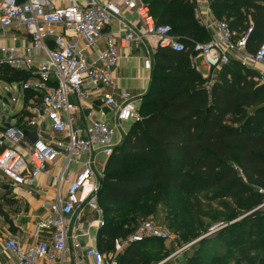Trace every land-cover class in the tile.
<instances>
[{
  "label": "built area",
  "instance_id": "obj_1",
  "mask_svg": "<svg viewBox=\"0 0 264 264\" xmlns=\"http://www.w3.org/2000/svg\"><path fill=\"white\" fill-rule=\"evenodd\" d=\"M171 1V0H166ZM201 3L202 0H195ZM127 8L138 18V24L129 21L122 10ZM118 24L119 30L105 34L108 26ZM57 28H62L59 34ZM212 38L206 42H193L188 47L168 24H158L150 7L142 0H70L66 7H58L51 0H0V67L6 66L21 72L29 79L21 86L23 92L42 95L41 104L28 106L31 115L29 125L39 127L41 120H48L59 139H44L41 134L35 144L22 147V131L10 128L0 132V173L15 186H25L30 194L45 196L38 179L59 159L67 162L89 157L76 178L69 182L66 198L58 192L46 204L48 212L34 230L37 243L24 245L16 235L0 231V254H5L15 264H119V257L132 244L149 239L168 241L172 234L168 228L146 220L127 238L114 241L112 253H103L98 246L90 245L91 231L104 225V212L99 204V183L91 194L83 199L87 183L97 180L94 153L110 158L118 146L119 128L126 123L142 120V96L123 92L118 101L109 90L114 88V71L118 68L120 48L129 43L151 44L157 50L175 53L190 51L192 66L198 60L208 72L221 70L231 61L256 72V81L264 84V39L256 50L249 49L254 25L249 24L241 34L233 31L224 19H210L206 23ZM26 32L30 39L18 45L16 35L10 30ZM104 38L105 47L96 50ZM95 50L96 59L90 60L87 52ZM151 56L143 57V68L152 72ZM89 88L99 94L106 107L114 110L116 124L110 125L87 115V126L80 130L75 126L78 106L70 102V96L79 101L90 97ZM264 196V187H258ZM85 208L97 212L99 218L85 223ZM173 257V256H172ZM170 257V258H172ZM169 258V259H170ZM169 259L161 264L166 263ZM0 264H5L0 260Z\"/></svg>",
  "mask_w": 264,
  "mask_h": 264
},
{
  "label": "trees",
  "instance_id": "obj_2",
  "mask_svg": "<svg viewBox=\"0 0 264 264\" xmlns=\"http://www.w3.org/2000/svg\"><path fill=\"white\" fill-rule=\"evenodd\" d=\"M146 2L157 23L170 25L188 47L211 39L193 16L194 0ZM209 2L214 16L227 20L237 34L253 24L249 49L258 48L264 39V0ZM219 71L220 77L209 85L192 66L190 51L155 52L142 120L132 125L105 166L98 191L105 218L131 211L159 192L193 198L214 193L212 199L239 200L245 210L261 203L252 187H264V84L256 81V72L235 60ZM26 79L21 72L0 67L1 81L20 83ZM144 221H136L132 228L126 221L116 227L108 221L99 231V249L112 253L114 241L127 238ZM155 240L130 245L119 257V264H152L143 250ZM216 240L228 242L231 248L237 243V238L230 240L220 233L198 244L209 246ZM259 253L256 244L238 248L235 257L252 261ZM187 261L184 264H196Z\"/></svg>",
  "mask_w": 264,
  "mask_h": 264
},
{
  "label": "crops",
  "instance_id": "obj_3",
  "mask_svg": "<svg viewBox=\"0 0 264 264\" xmlns=\"http://www.w3.org/2000/svg\"><path fill=\"white\" fill-rule=\"evenodd\" d=\"M51 1H53L58 7H66L70 4V0ZM78 2L83 3L85 2V0H78ZM194 2L198 11L197 14L201 18L199 20V23L210 34L212 38V34L206 28V23L210 19L216 18L210 7V2L209 0H202L201 3H197L194 0ZM122 10L129 21L138 24V18L135 14L130 13L124 6H122ZM118 30V24H113L106 28L105 34L117 32ZM57 32L60 34L62 32V28H57ZM9 35L17 36L18 45L26 44L30 39L29 35L26 32H17L14 29L10 30ZM152 44H154V41H151V44L147 43L144 45L129 43L126 46L120 48L121 59L118 68L114 71V88L107 89L115 95L118 101H120V95L123 92H129L136 97L142 96L144 100V96L147 94L151 85L153 70L152 72H147L146 70H144L143 57L151 56L152 60L154 61V55L156 50L154 49ZM104 47L105 40L103 38L100 41L96 50H102ZM97 51L90 50L89 52H87V55L90 60L96 59ZM28 79L29 77L27 76V79L25 81L18 83L19 95L24 94L25 102L22 111L12 117H7V119L5 117V122L4 125L0 128V132L8 128H17L22 132L37 130L38 133L41 134L42 138L57 140L59 139V136L58 134L53 132L50 122L48 120H41V123L39 124L38 128L29 125L31 115L27 111V108L33 103L37 105L41 104L42 95L34 92L26 93L21 90V86ZM89 93L91 95L86 101H79L76 96H70V102L78 106L79 108L75 117V126L80 130H85L88 124L87 115L89 113H92L94 118L98 121H102L110 125L116 124V114L114 110L105 106L101 96L99 94H96L93 88H89ZM17 101L18 100L16 98V102ZM15 116H18V118H16V120H13L11 123H8L9 118H13ZM13 122H15L14 126H12ZM132 125L133 124L131 123H126L120 126L119 133L116 137L118 141V146L121 145V143L124 141L125 136L128 134ZM28 144L31 145L29 139L24 135V140H22L21 145L25 148L28 147ZM92 156L93 158H95L96 161L95 173L97 174L98 178L97 180L95 179L89 182L91 186H89L88 193H86L87 191H85L84 188L83 192L81 193V197L83 199H86L91 194L96 181L99 183L100 186V177L105 171V166L109 160V158L103 156L100 153H94ZM88 159L89 157L86 155L82 156L78 161L72 162H67V160L61 158L55 164L51 165L48 171L45 174L41 175L38 179V185L43 188L47 193L45 196H36L30 194L25 186L13 185L0 173V191H3V194H0V206L2 209V213L0 211L1 233L5 235H16L21 241V243L24 245L35 244L40 239H45L47 237L46 235H41L40 239H36L34 238L33 234L37 222L41 218H43L48 212L46 204L51 202L50 199L55 198L57 196L58 181L63 175L64 180L60 183L59 187L61 190V197L65 199L69 182L76 178L78 173L81 171L82 166L88 161ZM98 218L99 215L97 214V212L85 208L84 213L82 215V220L85 223L91 222ZM100 229L91 231V239H85L84 241L88 242V244L90 245L94 244L98 246V236ZM0 260L5 264H15L14 260L9 259V257L5 254H0Z\"/></svg>",
  "mask_w": 264,
  "mask_h": 264
},
{
  "label": "rangeland",
  "instance_id": "obj_4",
  "mask_svg": "<svg viewBox=\"0 0 264 264\" xmlns=\"http://www.w3.org/2000/svg\"><path fill=\"white\" fill-rule=\"evenodd\" d=\"M143 1L147 3L146 0ZM192 12L199 21L201 18L197 14V8ZM196 66L199 67L203 79L209 81V85L220 77L221 71H206L200 60ZM4 99L8 100L9 105L4 104ZM24 102V94L19 95L17 82L10 84L0 80V116L8 113L7 117H12L20 113ZM4 122L5 118L0 119V128ZM103 175L104 172L101 177L99 175L100 181ZM89 186L90 183L85 186L86 193L89 192ZM258 187L261 186H253V191L257 192ZM0 194H3V191H0ZM213 195L214 193H204L193 198L175 192H159L139 207L122 215H112L107 219L104 214V225L101 229L108 221L112 222L113 227L126 221L132 228L136 221L141 220H150L156 225L168 228L172 234L170 240H155L144 246L143 252L152 260V264H161L172 256L167 264H184L187 260L196 264H259L264 261V196L259 194L261 203L251 210H245V204L239 200L212 199ZM100 208L103 210L101 205ZM220 233H224L230 240L237 238V243L231 248L228 242L216 240L209 243V246H199L198 242L206 236L213 234L207 237L213 238ZM188 239L192 240L187 243ZM256 244L260 246V253L254 260L244 261L238 256L235 257L238 248H250ZM201 249L204 250L200 251Z\"/></svg>",
  "mask_w": 264,
  "mask_h": 264
},
{
  "label": "water",
  "instance_id": "obj_5",
  "mask_svg": "<svg viewBox=\"0 0 264 264\" xmlns=\"http://www.w3.org/2000/svg\"><path fill=\"white\" fill-rule=\"evenodd\" d=\"M4 104L5 105H9L8 100L4 99ZM8 113H5L3 115L0 116V119L3 120L5 117H7ZM16 118H18V116H15L13 118H9L8 123H11L13 120H16ZM23 135H25L31 144H35L38 140H39V135H38V131H24L22 132ZM101 184V182H100ZM100 189V186H99ZM99 191V190H98ZM213 235V234H210ZM210 235L206 236L205 238L209 237Z\"/></svg>",
  "mask_w": 264,
  "mask_h": 264
}]
</instances>
